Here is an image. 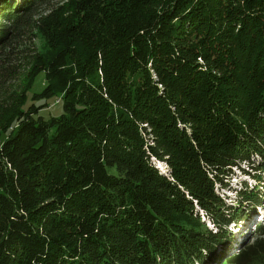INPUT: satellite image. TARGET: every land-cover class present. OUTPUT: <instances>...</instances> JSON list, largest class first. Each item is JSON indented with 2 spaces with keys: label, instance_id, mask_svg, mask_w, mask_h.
I'll list each match as a JSON object with an SVG mask.
<instances>
[{
  "label": "trees",
  "instance_id": "1",
  "mask_svg": "<svg viewBox=\"0 0 264 264\" xmlns=\"http://www.w3.org/2000/svg\"><path fill=\"white\" fill-rule=\"evenodd\" d=\"M54 1L0 0V264H264V0Z\"/></svg>",
  "mask_w": 264,
  "mask_h": 264
},
{
  "label": "rangeland",
  "instance_id": "2",
  "mask_svg": "<svg viewBox=\"0 0 264 264\" xmlns=\"http://www.w3.org/2000/svg\"><path fill=\"white\" fill-rule=\"evenodd\" d=\"M58 0H55L53 3H56ZM35 44H36V46L40 49V50H44V51H47V50H49V48H48V44H47V42H46V40L44 39V37L42 36H40V35H38L37 36V38L35 39ZM45 84H46V82H45V74L44 73H41L39 76H38V78H37V80L35 81V84H34V86H33V88H32V90H31V92L29 93V96H30V98H31V96H32V94L34 93V92H40L43 88H44V86H45ZM37 103H40V100L39 101H37ZM49 103L51 104V107L49 108V109H46V108H43V109H41V112H40V114L41 115H43V116H45L46 118H50L51 116H57L59 113H60V111H61V109H62V105H63V103L62 102H56V101H54V99H50L49 100ZM163 164V163H162ZM165 165V164H164ZM158 167L160 168V169H164L165 171H163V172H165V173H168L169 174V169H168V167H166V166H162V165H158ZM245 169H250L249 167H247L246 166V168ZM258 173L260 172V171H257ZM257 172L256 171H254L253 173H256L257 174ZM264 173V172H263ZM245 180H247V182L249 183L248 185H254L255 184V181H254V178L253 177H251V176H249V175H246L242 170H240V169H236V171H235V175L230 179V181H229V186H230V190H222L221 191V188H220V185L218 184L217 186H216V191L217 192H226V194H227V197H228V199H227V201L229 202V203H232L233 204V206L234 205H236L237 207H238V202H237V199H238V197H237V189L239 190L242 186H243V181H245ZM224 192V193H225ZM224 195V194H223ZM258 210V209H257ZM206 217L204 216L203 217V219H205ZM261 220V217L259 216L258 217V220L257 221H260ZM207 221V220H206ZM208 224L210 225V226H212V223L210 222V221H208ZM264 224V223H263ZM255 225H253V226H249L248 228L246 227V226H243V228H241V227H239V229L238 230H236L237 231V234H238V237L239 238H242V237H244L243 235H247V234H249V232H251L252 230H253V227H254ZM253 234V233H252Z\"/></svg>",
  "mask_w": 264,
  "mask_h": 264
}]
</instances>
